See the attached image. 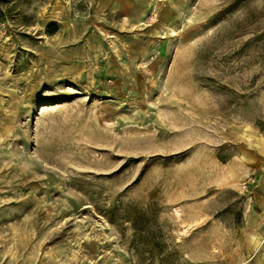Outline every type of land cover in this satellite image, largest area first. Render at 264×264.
<instances>
[{
    "label": "rangeland",
    "instance_id": "1",
    "mask_svg": "<svg viewBox=\"0 0 264 264\" xmlns=\"http://www.w3.org/2000/svg\"><path fill=\"white\" fill-rule=\"evenodd\" d=\"M0 264H264V0H0Z\"/></svg>",
    "mask_w": 264,
    "mask_h": 264
},
{
    "label": "built area",
    "instance_id": "2",
    "mask_svg": "<svg viewBox=\"0 0 264 264\" xmlns=\"http://www.w3.org/2000/svg\"><path fill=\"white\" fill-rule=\"evenodd\" d=\"M245 188H246V185H245Z\"/></svg>",
    "mask_w": 264,
    "mask_h": 264
}]
</instances>
